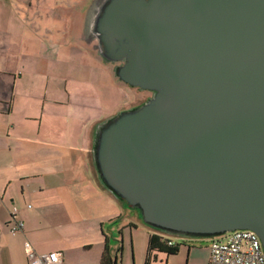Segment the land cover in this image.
Instances as JSON below:
<instances>
[{
	"label": "water",
	"instance_id": "water-1",
	"mask_svg": "<svg viewBox=\"0 0 264 264\" xmlns=\"http://www.w3.org/2000/svg\"><path fill=\"white\" fill-rule=\"evenodd\" d=\"M88 34L153 93L97 127L104 188L155 231L264 249V0H95Z\"/></svg>",
	"mask_w": 264,
	"mask_h": 264
},
{
	"label": "crops",
	"instance_id": "crops-1",
	"mask_svg": "<svg viewBox=\"0 0 264 264\" xmlns=\"http://www.w3.org/2000/svg\"><path fill=\"white\" fill-rule=\"evenodd\" d=\"M94 2L0 0V264H29L26 241L37 253L62 252L65 264H78L66 258L62 247L44 242L50 235L45 208L57 197L75 196L78 189L96 193L109 205L99 206L93 214L83 208L80 223L96 235L102 232L96 245L84 247L98 249L95 259L86 264H100L111 237L104 231L107 222L122 231L124 241L126 229L140 231L139 222L149 230L148 246L154 234L171 239L178 253L153 251L151 264H207L209 246L182 247L175 236L156 233L99 179L93 154L97 127L111 114L132 108L119 107L116 100L114 111L105 115L104 96L111 91L107 86L113 93L119 89L130 95L133 90L116 78L114 66L102 60L97 42L89 39ZM82 69L88 70L89 78L75 73ZM15 209L25 229L14 236L9 229ZM130 236L133 246V231Z\"/></svg>",
	"mask_w": 264,
	"mask_h": 264
},
{
	"label": "rangeland",
	"instance_id": "rangeland-1",
	"mask_svg": "<svg viewBox=\"0 0 264 264\" xmlns=\"http://www.w3.org/2000/svg\"><path fill=\"white\" fill-rule=\"evenodd\" d=\"M97 42V41H96ZM97 44V43H96ZM114 68L117 65H113ZM79 76L82 78H89L90 75L88 70H76ZM104 85H108L107 81L103 82ZM111 90L110 96L105 95V103H104V111L105 115L111 113L115 109V105L113 101L119 100V107L121 105H130L129 107L135 108L146 103L150 94L146 91H141L136 88H132L133 93L135 94V98L132 97L126 92L122 90H113L110 86L107 88ZM131 92V90H130ZM133 94V96H134ZM131 109V108H130ZM124 111V110H123ZM121 110L117 111L114 114H111L110 117L118 114ZM76 195L73 197L63 196V199L57 197L54 199L55 203H52L49 207L45 208L47 212L46 215L50 219L49 224V240H46V244L51 245L55 243L59 247H62L66 250L65 255L66 258L74 259L78 264H86L91 263L96 255L98 254L97 247H93L92 250L87 251L88 248L84 247L88 245L87 243H91L92 245H96L97 236L98 238L102 236V232L98 231V235L93 232L92 228L89 225H84L80 223L81 218L84 216L83 208L87 211L91 212V214L95 213L98 210L99 206H103L105 208L109 207L106 202L102 201V198L97 197L96 193H86L84 194L81 189L76 191ZM123 203V202H121ZM131 228V230H130ZM125 230V241L123 238L122 231L115 230L113 225L110 223L104 224V231L106 233H110V242H109V254L113 260V264H145L147 258V248L148 242H146L147 234L149 232L148 228L139 222V230L135 231L134 227H130ZM134 233V244L130 245V232ZM157 232V231H155ZM161 233V232H160ZM219 239H223L222 237ZM175 242H178L182 247L185 245H198L199 247H207L212 242L211 239L200 238V239H188V238H180L174 237ZM187 244H184V243ZM122 248V250H121ZM145 256V258H143ZM141 258H143L144 262H141Z\"/></svg>",
	"mask_w": 264,
	"mask_h": 264
},
{
	"label": "built area",
	"instance_id": "built-area-1",
	"mask_svg": "<svg viewBox=\"0 0 264 264\" xmlns=\"http://www.w3.org/2000/svg\"><path fill=\"white\" fill-rule=\"evenodd\" d=\"M18 213V209L11 213L13 225L9 231L14 236L23 233L25 229L24 222L16 219ZM163 237L168 247L175 248L176 245L171 239ZM222 238L211 239L207 264H264V249L260 238L254 232L235 231ZM24 248L29 264H65L62 252L40 254L29 241L25 242Z\"/></svg>",
	"mask_w": 264,
	"mask_h": 264
},
{
	"label": "trees",
	"instance_id": "trees-1",
	"mask_svg": "<svg viewBox=\"0 0 264 264\" xmlns=\"http://www.w3.org/2000/svg\"><path fill=\"white\" fill-rule=\"evenodd\" d=\"M120 201L123 202L128 208L133 209L128 205L127 202L122 201V200H120ZM133 210L139 212L136 209H133ZM156 233H158V231ZM165 242H166L165 238L162 235L154 234L150 237L149 246H148V253H147V258H146L145 264H151V261H152L151 260V253L153 251L164 252V253H167L168 255H175L178 253L179 249L177 247H175V248L168 247ZM108 249H109L108 241H106L105 251H104V254L102 256L100 264H113V260L110 257ZM121 250H122V248H121Z\"/></svg>",
	"mask_w": 264,
	"mask_h": 264
},
{
	"label": "flooded vegetation",
	"instance_id": "flooded-vegetation-1",
	"mask_svg": "<svg viewBox=\"0 0 264 264\" xmlns=\"http://www.w3.org/2000/svg\"><path fill=\"white\" fill-rule=\"evenodd\" d=\"M147 92V91H146ZM149 94H150V96L148 97V99L147 100H149L150 98H152L153 97V93H151V92H148Z\"/></svg>",
	"mask_w": 264,
	"mask_h": 264
}]
</instances>
